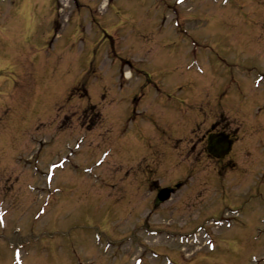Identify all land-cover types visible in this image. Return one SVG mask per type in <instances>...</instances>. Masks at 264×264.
<instances>
[{
	"label": "rangeland",
	"instance_id": "374dc122",
	"mask_svg": "<svg viewBox=\"0 0 264 264\" xmlns=\"http://www.w3.org/2000/svg\"><path fill=\"white\" fill-rule=\"evenodd\" d=\"M0 11V264H264V0Z\"/></svg>",
	"mask_w": 264,
	"mask_h": 264
},
{
	"label": "flooded vegetation",
	"instance_id": "af4514ba",
	"mask_svg": "<svg viewBox=\"0 0 264 264\" xmlns=\"http://www.w3.org/2000/svg\"><path fill=\"white\" fill-rule=\"evenodd\" d=\"M11 1L0 0V7ZM8 13V11H0V62L16 66L21 65L27 58L24 55L25 48H22L24 33L23 28L13 19V16H9L11 18L9 21Z\"/></svg>",
	"mask_w": 264,
	"mask_h": 264
},
{
	"label": "trees",
	"instance_id": "16d2710c",
	"mask_svg": "<svg viewBox=\"0 0 264 264\" xmlns=\"http://www.w3.org/2000/svg\"><path fill=\"white\" fill-rule=\"evenodd\" d=\"M215 128L208 132L203 151L218 164H223L232 150L234 141L230 133L215 130ZM229 167L232 169L235 168V165L230 164Z\"/></svg>",
	"mask_w": 264,
	"mask_h": 264
},
{
	"label": "water",
	"instance_id": "95a60500",
	"mask_svg": "<svg viewBox=\"0 0 264 264\" xmlns=\"http://www.w3.org/2000/svg\"><path fill=\"white\" fill-rule=\"evenodd\" d=\"M172 192H173L172 189H168V188L163 189L158 195L159 200H161V201L168 200L170 198Z\"/></svg>",
	"mask_w": 264,
	"mask_h": 264
}]
</instances>
